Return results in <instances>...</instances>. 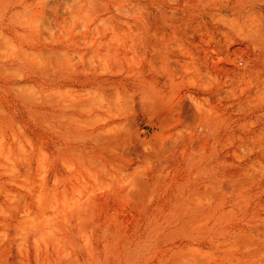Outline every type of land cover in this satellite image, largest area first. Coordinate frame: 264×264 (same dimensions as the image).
Wrapping results in <instances>:
<instances>
[{"label":"rangeland","instance_id":"1","mask_svg":"<svg viewBox=\"0 0 264 264\" xmlns=\"http://www.w3.org/2000/svg\"><path fill=\"white\" fill-rule=\"evenodd\" d=\"M0 264H264V0H0Z\"/></svg>","mask_w":264,"mask_h":264}]
</instances>
